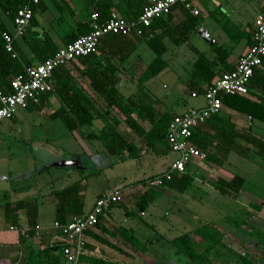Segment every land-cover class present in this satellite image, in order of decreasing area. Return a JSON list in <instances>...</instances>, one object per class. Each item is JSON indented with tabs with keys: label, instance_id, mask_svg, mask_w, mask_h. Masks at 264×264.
I'll return each mask as SVG.
<instances>
[{
	"label": "trees",
	"instance_id": "trees-1",
	"mask_svg": "<svg viewBox=\"0 0 264 264\" xmlns=\"http://www.w3.org/2000/svg\"><path fill=\"white\" fill-rule=\"evenodd\" d=\"M26 2L27 0H0V7L7 17L13 20L17 9ZM149 3L150 0H95L93 6L89 9L87 19L76 23L73 28L67 30L66 35L68 39L66 44L79 35L89 32L91 29L90 15L92 12H97L98 22L108 20L113 10H116L122 17L128 20H134ZM44 9L45 0H38L34 4L30 25L22 36L28 43L32 56L26 55L15 41V55L5 50L2 33L10 32V30L0 18V90L6 94L12 91L10 80L13 76L24 72L27 66L45 60L60 48L57 47L49 35L31 30V25L37 23L35 13ZM216 9L218 11L219 7ZM213 16H215L214 19L220 23L221 27L228 34L229 42L227 44H219L216 40H213V42L207 41L209 51L213 53L211 55H208L206 51L197 50L193 45L191 46V49L195 51L197 56L192 62V69L188 72L187 76V85L190 93L195 91L197 94H202L214 79L219 77L222 72L228 71L223 70L220 65L222 66L226 62L225 59L230 54L233 44L244 40L248 48L253 42L252 25L247 30H241L235 24H232V26L224 25L231 20L228 17H224L222 13L221 16L217 14ZM201 21L202 18L199 13L194 14L190 9L177 5L168 14L155 18L149 26L143 27L141 35L135 33L131 35H121L118 33L105 34L100 38L94 52L79 56L68 64L55 68L52 72L54 79L52 90L43 93L38 102H29L25 108L39 109L45 96L49 92H55L65 105L59 107L50 117L60 118L69 131L79 129L85 133L88 139H98L103 145L104 151L108 154L116 158L120 157L123 153H127L132 158H138L142 154L135 141L127 139L124 130L120 129L122 123L145 143L148 150H156L159 146H165L168 151L166 143L167 125L171 117L177 113L172 114L163 109L160 110L157 116L153 110L152 101L145 103L141 98L140 101L129 98L130 104L136 108V116H134V110L125 104L126 98L124 99V95L117 87L119 68L110 58L101 60L96 55L101 50L106 52L108 50L114 58L121 59L125 54L130 53L134 49L136 43L145 41L155 52V57L147 64L139 76L140 83H143L164 70L168 65L167 59L163 57L164 52L167 50V45L163 39L168 37L175 45L185 43L189 41L193 33L197 32ZM77 61L83 65L82 68H79L80 75L88 77L89 83L95 92L94 96L82 91L77 85L75 77L71 74L69 65ZM261 65L254 69L248 82V94H221L222 106L224 105L245 113L254 120L264 121V72L260 68ZM256 90H261L263 93L257 94ZM96 117L104 119L105 122L97 131H94L90 128L93 119ZM203 126L212 127L213 132L206 131L207 135L205 136L201 128ZM236 138L243 139L244 144L238 143ZM191 143L205 152L204 160L208 163H213L214 167L221 166L231 151L243 157H250L252 152L259 156L264 155L263 137L256 136L250 130L240 131L232 121L221 118L218 113L210 114L197 127L196 131L192 134ZM81 181L78 180L62 188L53 189L52 197L54 199L56 221L64 223L71 219L72 216L85 212L84 198L80 193ZM245 182L246 179L242 175L235 173L228 179L219 177L216 187L222 193L236 196L243 189ZM143 186L147 188V193L150 189H156L155 187H148L145 183ZM192 186L193 176L188 172H184L174 175L157 188L166 187L178 193H183L192 189ZM157 193H159L157 190H153L148 193L149 195L147 194V197L146 195H142L140 200H137L138 207L142 210L145 209L146 205L156 197ZM4 207L5 218L13 225L18 224V218H16V215L12 211L24 208L29 226L25 231L27 235L22 231L21 233L22 235L29 236L35 232L37 203L34 197L8 202L4 204ZM256 209L259 210L260 206H257ZM226 220L235 226L243 223V221L241 222L232 216H226ZM191 233H195L206 242L202 251H198L195 248ZM249 233L259 243L264 245V234L260 229L252 227V231ZM257 236L260 238L257 239ZM224 238L225 233L218 224L213 221H205L194 227L190 232L185 231L172 237L169 241L175 251L185 255L194 264H214L209 258L208 253L215 252L217 254L220 248L231 251L233 254V257H231L238 264H264V255L260 262L252 261L244 254L235 252L227 246ZM132 241L138 247L133 239Z\"/></svg>",
	"mask_w": 264,
	"mask_h": 264
},
{
	"label": "rangeland",
	"instance_id": "rangeland-1",
	"mask_svg": "<svg viewBox=\"0 0 264 264\" xmlns=\"http://www.w3.org/2000/svg\"><path fill=\"white\" fill-rule=\"evenodd\" d=\"M244 1L227 0L229 12L233 11V15L230 18L231 21L224 25H240L243 21H251L257 6ZM251 1L254 3V0ZM209 4L213 5V3ZM217 15L221 16V13L217 11ZM223 16L228 17L229 14ZM207 20L209 21L207 24L208 34L211 39L220 42V36L227 37L223 28L216 27L218 25L212 21V18H207ZM163 41L167 45V50L163 54V57L168 61L167 67L143 83H140L138 79L140 70H132L130 77L132 83L128 89L133 92L128 91L126 105L131 103L129 98L140 101L141 97L143 99L147 97V100L153 101L154 108L158 107L160 110L165 109L172 112L179 111L184 106L189 107L197 100H203L201 96L195 97L190 94L187 76L192 69V62L197 56L191 46L193 45L199 51H204L207 42L198 32L193 33L189 41L180 45H175L168 37ZM243 41L241 40L239 43ZM237 45L238 43L234 44V46ZM130 56L131 59L133 56H139V60L137 57L134 58V61L142 70L155 57V52L145 41H140ZM45 110L46 108H42V112H40L19 108L15 113L14 120L9 118L0 122V132L3 133L0 135V171L9 170L11 174L10 180L7 182L0 181L1 185L5 184L4 186L10 188L23 187L22 191L28 190V193H33L38 189L48 191L51 187L54 189L63 187L68 179L73 178L71 174L67 177L62 173L63 163L49 162L45 158L38 157L36 153L42 149L54 150L59 153L61 147L77 151L80 147L60 119L46 120L43 117ZM255 121L258 125L254 131L264 134V123ZM81 133L83 134L82 130ZM96 140H83V142L89 147H99L101 143ZM138 140L140 139L138 138ZM139 142L141 143V141ZM176 155L173 151H166L159 156L158 160L160 161L156 167L171 163ZM100 158L101 173L85 178L87 193L94 194L100 189L110 188L113 185L120 186L119 183L132 181L140 169L145 168V164L149 160L148 156H145L139 161L126 158L116 162V157L106 151ZM43 165H46L47 168L39 173L37 170ZM224 169L231 175L236 173L246 179L243 189L236 196L216 191L218 189L213 188L214 186L210 182L213 181L212 177L207 176L204 179L199 177L193 179L192 189L181 194L174 193L170 197L163 193H159L160 195L157 193L158 196L156 195L152 200L154 205L150 204L147 207L148 210L150 208L149 212L140 218L148 221L149 230L151 227L154 229L156 234L154 239L152 242L148 241L146 240L147 236L142 234L131 236L139 247L136 246L138 252L143 256L138 259L137 264H194L185 255L175 251L173 245L168 242L170 240L168 238L185 231L190 232L192 228L205 221H213L219 225L225 233L226 245L232 250L244 254L252 261H261L264 255V245L259 243L249 232L252 231V227H255L264 234V155L259 156L252 152L250 157H243L232 152L228 161L224 163ZM215 170H219V168H215ZM52 206L50 203H45L43 207L49 209ZM257 206H260L259 210L256 209ZM226 216H232L243 223L235 226L226 220ZM190 235L194 240L195 248L202 251L206 242L195 233ZM135 254H137V250ZM208 256L214 264H238L232 258V252L225 248H220L217 254L215 252L208 253Z\"/></svg>",
	"mask_w": 264,
	"mask_h": 264
},
{
	"label": "crops",
	"instance_id": "crops-1",
	"mask_svg": "<svg viewBox=\"0 0 264 264\" xmlns=\"http://www.w3.org/2000/svg\"><path fill=\"white\" fill-rule=\"evenodd\" d=\"M93 2H95V0H45V9L43 11H37L35 13L37 23L35 25H31V30L33 32L49 35L57 45V47H62L66 44V41L68 39V36L66 35L67 30L73 28L76 23L83 22L87 19L89 15V9L93 6ZM226 2L227 0H225L224 2L222 0H192L193 7L199 11V15L202 18V21L199 23L198 28L202 26L208 32L209 27L207 24L209 23V21L207 20V18H212V21L218 25L216 27L222 28L220 23H218V21L214 19L215 16L213 15L217 14L216 8L219 7L218 11H221L223 15L229 14L228 17L231 18V16L233 15V11L229 12V8ZM244 2L255 4L257 7L251 21H243L241 23L242 25L237 24V27L241 30H247L252 25L255 16L259 12L264 10V0H254V3L251 0H245ZM209 3H213V5H210ZM0 18L3 20L8 29L13 32V22L7 17L1 7ZM227 37L225 35L220 36V42L218 43L227 44V42H229V37L228 39ZM15 42L26 55L32 56V51L28 43L23 39L22 36H17L15 38ZM239 42H237V46H234V44L232 45L230 54L225 59L226 62H224L222 66L220 65L223 70H229L233 68L239 56L246 50L247 45L245 41H243L242 43ZM136 45L137 43L135 44V47ZM206 45L207 46L204 48V51H206L208 55L213 54L211 53V51H209V44L207 43ZM101 51H99V53L96 55L97 57L101 58V60L110 58V60L114 61L116 66L119 68V79L117 82V87L124 95V99L126 98L127 100L128 91L133 92L132 90L128 89V87L132 83L130 81L132 70H140L138 73L139 79V76L145 69V67L141 70L137 62L134 61V58L137 57L139 60V56H133L131 59L130 53L132 51L125 54L121 59L114 58V56L108 50L107 52ZM82 67L83 65L78 61L69 65L71 74L75 77L77 85L81 88V90L89 93L91 96H94L95 92L93 87L89 83L88 77L80 75L79 68ZM260 68L264 72V61ZM256 92L257 94L263 93V91L261 90H256ZM141 99L145 103L152 101L147 100V97H144V99L141 97ZM202 104L203 100H197L191 106ZM62 105L65 104L57 96V94L55 92H49V94L45 96L39 109H24L28 111L38 110L42 112V108H46L45 112L43 113V117L46 120H53L60 119L51 118L50 115ZM128 107L134 110L133 115L136 116V108L131 104H129ZM152 107L156 115L158 116L160 109L158 107L154 108L153 103ZM189 107L184 106L183 109H180L179 111H172L171 113H180ZM218 114L221 118L229 119L230 121H232L236 128H238L240 131L250 130L256 136L264 138L263 133L254 131V128L257 127L258 123H256L254 119L250 118L245 113L239 112L235 109L223 105ZM14 117L15 115L11 118V120H14ZM61 122L64 124L62 120ZM104 122V119L96 117L93 119L90 129L97 131V129L101 127ZM260 122L264 123V121ZM201 128L203 131L202 133H205V136L207 135L206 131L213 132L212 127L209 128L208 126H203ZM120 129L124 130L127 139L135 141L138 149L142 153L140 157L133 159H138L139 161L142 160L143 157L148 156L149 160H147L148 162L145 164V168H141L138 174L133 177L132 181L122 182L118 184H121L120 186H123L125 188L124 196L121 202L116 203L108 208L102 215H100L99 220L95 224V226L84 232L86 244L84 252L80 255L82 264H137V262L139 261L138 259L142 258L143 256L138 252V248L133 243L131 236H140V234H142L143 236H147L146 240L152 242L156 235L152 227L149 230L148 221L140 219L141 217L146 215L147 212H149L150 208L148 210L147 207L152 204L153 201H150L146 205L145 209L142 210L138 207L137 200H140V197L142 195H146L147 197L149 195L148 193H150V191L152 192L153 190H157L160 194L163 193L164 195L170 197L174 193L181 194L166 187L150 189L147 193V188L143 186V182L145 181V179L148 176L164 171L172 163H166L161 167H156L158 162L160 161L158 160L159 156L164 154L167 151V148L165 146H159L158 148L156 147V150H148L145 143L141 140H138L139 137L136 136L128 127H125L123 123L121 124ZM78 130L70 131L73 139L76 140L80 145L77 151L68 150L67 148L61 147L59 153H57L58 151L56 152L54 150L43 149L36 153L38 157L45 158V160L49 162L63 163L62 173L67 175V177H69L70 174L73 176V178L67 180V183L64 186H67L78 180H82L80 182L82 184L80 193L84 198V210L87 211L98 196L112 190L114 187H117V185H113L112 187L106 189H100L94 194H92L91 192L87 193L88 189L85 178L86 176L89 177L91 175L101 173L102 169H100L101 165L99 163L101 162L100 157H102L104 153V147L102 144L99 146L100 148L93 146L89 147L88 145H85L83 140L91 141L92 139H88L85 136V133L82 134L81 130ZM1 134L3 133L0 132V135ZM96 141L100 142L98 139ZM139 141H141V143ZM236 141L238 143L244 144L243 139L236 138ZM232 152L234 151H231L227 155L224 163L228 161V157H230ZM126 158L132 157H130L127 153H123L120 157L115 158V161H122ZM41 161L44 162L43 159H41ZM224 163L219 167H214L212 165L213 163L211 162L208 163L205 160L193 159L190 163L187 164L186 172L190 173L193 176V179H198V177L204 179L206 176L209 178L212 177L213 181L210 182H212V185L214 186L213 188H217L216 181L219 177L227 179L232 177V175L224 169ZM46 168L47 166L43 165L37 171L41 173V170H45ZM215 168H219V170H215ZM10 175L11 174L9 170H1L0 181L7 182L8 180H10ZM199 181L201 182V180ZM205 182L206 186L208 187V183L206 180ZM4 185L5 184L1 185L0 183V264H64L65 254L69 249V244L64 240L61 232L54 226V222L56 221L55 205L54 199L52 197V191L54 187H51L48 191L38 189L37 192L28 193V190L22 191L23 187L10 188ZM31 197H34L37 203V210L35 214V224L37 228H35V231L37 230L38 234L34 232L29 236H25L21 233L22 228L27 229L29 226L27 223L25 209L21 208L17 209L16 211H12V213L16 215V218H18V224L13 225L5 218L4 204L18 199ZM45 203L52 204V208L50 207L49 209H46L45 207H43L45 206ZM141 212L143 213L141 214ZM168 242L170 243V241ZM135 249L137 250V254H135Z\"/></svg>",
	"mask_w": 264,
	"mask_h": 264
},
{
	"label": "built area",
	"instance_id": "built-area-1",
	"mask_svg": "<svg viewBox=\"0 0 264 264\" xmlns=\"http://www.w3.org/2000/svg\"><path fill=\"white\" fill-rule=\"evenodd\" d=\"M38 0H27L19 7L12 20L13 32H3L4 48L15 55L14 41L23 36L33 14V6ZM182 5L194 14L199 13L193 7L192 0H150L134 20L122 17L113 10L108 20L98 22L97 12L90 15V30L58 48L45 60L27 66L25 71L13 76L10 80L11 92L0 90V122L12 118L17 109L25 108L29 102H38L40 96L52 90L54 79L52 72L58 66L68 64L79 56L94 52L100 38L108 33L121 35L142 34V28L149 26L155 18L168 14L174 6ZM252 44L239 56L234 67L214 79L202 94L192 91V96H201L202 105L191 106L171 117L167 125L166 143L169 151L175 152L176 158L162 172L146 178L148 187H160L174 175L186 172V166L193 159L204 160L205 152L191 143L192 134L197 127L212 113H219L222 108L221 94H248V82L254 69L264 59V10L259 12L252 22ZM125 188L114 187L98 196L92 206L83 214L72 216L67 222L55 221L54 226L61 232L69 244L64 264H82L80 255L84 252L86 240L84 232L98 222L112 205L123 199ZM143 213V212H141ZM13 227V226H11ZM37 228V227H36ZM25 233L26 229L21 230ZM38 234L37 230L35 231ZM26 234V233H25ZM27 235V234H26Z\"/></svg>",
	"mask_w": 264,
	"mask_h": 264
},
{
	"label": "water",
	"instance_id": "water-1",
	"mask_svg": "<svg viewBox=\"0 0 264 264\" xmlns=\"http://www.w3.org/2000/svg\"><path fill=\"white\" fill-rule=\"evenodd\" d=\"M197 32H198V34L207 42V41H210V42H213V39H211L210 37H209V34H208V32H207V30L204 28V27H199L198 29H197Z\"/></svg>",
	"mask_w": 264,
	"mask_h": 264
}]
</instances>
